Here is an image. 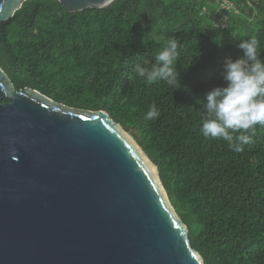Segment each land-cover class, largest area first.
I'll return each instance as SVG.
<instances>
[{"label": "trees", "instance_id": "1", "mask_svg": "<svg viewBox=\"0 0 264 264\" xmlns=\"http://www.w3.org/2000/svg\"><path fill=\"white\" fill-rule=\"evenodd\" d=\"M227 1L118 0L70 12L59 0H25L0 22V65L17 90L121 123L158 165L205 264H264V127L243 153L200 132L205 95L225 86L224 62L243 54L241 39L255 36L264 59V0ZM170 38L182 46L178 89L134 71L151 66ZM152 104L160 115L145 120Z\"/></svg>", "mask_w": 264, "mask_h": 264}, {"label": "water", "instance_id": "2", "mask_svg": "<svg viewBox=\"0 0 264 264\" xmlns=\"http://www.w3.org/2000/svg\"><path fill=\"white\" fill-rule=\"evenodd\" d=\"M24 1L0 0V22ZM59 1L77 12L118 0ZM0 264L205 262L158 165L121 123L17 90L0 65Z\"/></svg>", "mask_w": 264, "mask_h": 264}, {"label": "clouds", "instance_id": "3", "mask_svg": "<svg viewBox=\"0 0 264 264\" xmlns=\"http://www.w3.org/2000/svg\"><path fill=\"white\" fill-rule=\"evenodd\" d=\"M215 42L223 46L221 40ZM181 47L176 38L168 39L155 55V62L151 66L147 61L135 64V73L148 84L162 81L180 88L177 62ZM237 47L243 54L236 59L226 58L223 65L225 86L214 87L205 95L200 132L205 138L225 141L231 151L243 153L245 146L255 144L257 126L264 127V59L255 36L241 39ZM159 115L152 104L144 119L155 120Z\"/></svg>", "mask_w": 264, "mask_h": 264}, {"label": "built area", "instance_id": "4", "mask_svg": "<svg viewBox=\"0 0 264 264\" xmlns=\"http://www.w3.org/2000/svg\"><path fill=\"white\" fill-rule=\"evenodd\" d=\"M223 2H224V5H225L227 8H230V7H231V5H228V1H227V0H223ZM226 18H227V15H226V14H224L223 16H219V17L217 18L218 24H219V25L222 24V26H224V22H225Z\"/></svg>", "mask_w": 264, "mask_h": 264}, {"label": "bare ground", "instance_id": "5", "mask_svg": "<svg viewBox=\"0 0 264 264\" xmlns=\"http://www.w3.org/2000/svg\"><path fill=\"white\" fill-rule=\"evenodd\" d=\"M155 169V168H154ZM155 171H156V169H155Z\"/></svg>", "mask_w": 264, "mask_h": 264}, {"label": "rangeland", "instance_id": "6", "mask_svg": "<svg viewBox=\"0 0 264 264\" xmlns=\"http://www.w3.org/2000/svg\"><path fill=\"white\" fill-rule=\"evenodd\" d=\"M236 12H238V11H236Z\"/></svg>", "mask_w": 264, "mask_h": 264}]
</instances>
